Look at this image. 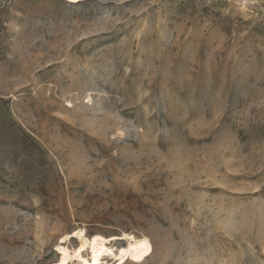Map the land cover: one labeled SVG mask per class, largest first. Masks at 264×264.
I'll use <instances>...</instances> for the list:
<instances>
[{"label": "rangeland", "instance_id": "374dc122", "mask_svg": "<svg viewBox=\"0 0 264 264\" xmlns=\"http://www.w3.org/2000/svg\"><path fill=\"white\" fill-rule=\"evenodd\" d=\"M79 232L264 264V0H0V264Z\"/></svg>", "mask_w": 264, "mask_h": 264}, {"label": "bare ground", "instance_id": "6f19581e", "mask_svg": "<svg viewBox=\"0 0 264 264\" xmlns=\"http://www.w3.org/2000/svg\"><path fill=\"white\" fill-rule=\"evenodd\" d=\"M76 1V0H71ZM80 240V245L77 249L70 253L66 248H59V259L57 264H68L69 260L76 259L77 264H102V257L111 254L115 259V264H123L127 260L135 263L141 262L144 258L151 254V245L148 239H134L132 236H125L124 238H109L92 237L89 240L83 237L79 232L76 234ZM121 240L125 241V247L114 251L107 247L110 242ZM120 241V242H121ZM87 253V258L84 257L83 252ZM86 256V255H85Z\"/></svg>", "mask_w": 264, "mask_h": 264}]
</instances>
